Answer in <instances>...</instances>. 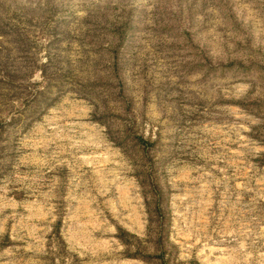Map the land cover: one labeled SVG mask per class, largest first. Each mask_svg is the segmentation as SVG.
Segmentation results:
<instances>
[{
    "label": "rangeland",
    "instance_id": "1",
    "mask_svg": "<svg viewBox=\"0 0 264 264\" xmlns=\"http://www.w3.org/2000/svg\"><path fill=\"white\" fill-rule=\"evenodd\" d=\"M160 251L264 264V0H0V264Z\"/></svg>",
    "mask_w": 264,
    "mask_h": 264
},
{
    "label": "trees",
    "instance_id": "2",
    "mask_svg": "<svg viewBox=\"0 0 264 264\" xmlns=\"http://www.w3.org/2000/svg\"><path fill=\"white\" fill-rule=\"evenodd\" d=\"M137 144L139 146H143V149H146V148H149L150 146H152L151 143H149L147 141H144L142 138H139L137 140ZM154 196L155 195L153 193L150 195V197H152L153 199H155ZM149 205H150L149 206L150 212H152V217L153 218H155V219L158 218L159 219L160 216L162 217L161 212H160V208H159L157 202H153V203L151 202V203H149ZM119 238H120V240L122 242H124V243L126 242V244L128 243L127 238L125 237L124 234L119 235ZM160 241H161V239H159L157 241V243H160ZM131 256H134V255H131ZM170 256H171V253H167L166 251H160L159 255H157L155 258H157V259L160 260V264H163L165 262V260H167V259L170 258ZM150 258H152V257H149V259Z\"/></svg>",
    "mask_w": 264,
    "mask_h": 264
}]
</instances>
